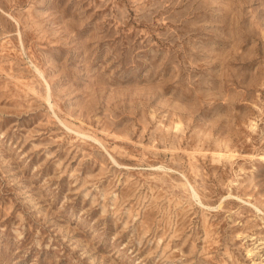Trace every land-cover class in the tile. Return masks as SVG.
Returning <instances> with one entry per match:
<instances>
[{
	"label": "rangeland",
	"instance_id": "rangeland-1",
	"mask_svg": "<svg viewBox=\"0 0 264 264\" xmlns=\"http://www.w3.org/2000/svg\"><path fill=\"white\" fill-rule=\"evenodd\" d=\"M0 264H264V0H0Z\"/></svg>",
	"mask_w": 264,
	"mask_h": 264
},
{
	"label": "bare ground",
	"instance_id": "bare-ground-1",
	"mask_svg": "<svg viewBox=\"0 0 264 264\" xmlns=\"http://www.w3.org/2000/svg\"><path fill=\"white\" fill-rule=\"evenodd\" d=\"M192 191H193V190H192ZM194 193H195V192H194ZM194 193H193V194H194ZM196 195H197V194H196ZM196 195H195V196H196Z\"/></svg>",
	"mask_w": 264,
	"mask_h": 264
}]
</instances>
